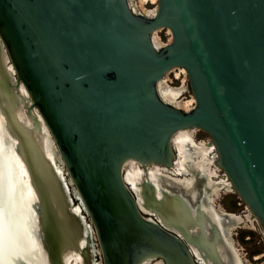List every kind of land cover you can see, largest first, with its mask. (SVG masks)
<instances>
[{
    "label": "water",
    "instance_id": "water-1",
    "mask_svg": "<svg viewBox=\"0 0 264 264\" xmlns=\"http://www.w3.org/2000/svg\"><path fill=\"white\" fill-rule=\"evenodd\" d=\"M160 29L171 30L170 43L156 44ZM180 67L196 99L188 111L167 103L159 89ZM0 112L37 193L51 264H78L74 256L67 263L70 248L81 264H97L98 254L101 264H141L151 256L197 264L186 236L143 215L123 175L129 160L173 167V135L185 128L209 133L217 165L264 230V0H158L153 16L131 0H0ZM5 181L0 160L2 193ZM5 195L0 264H15L18 227ZM186 222L189 233H202L196 242L211 262L237 264L211 220L200 227L189 212ZM53 232L61 246L52 245Z\"/></svg>",
    "mask_w": 264,
    "mask_h": 264
},
{
    "label": "bare ground",
    "instance_id": "bare-ground-1",
    "mask_svg": "<svg viewBox=\"0 0 264 264\" xmlns=\"http://www.w3.org/2000/svg\"><path fill=\"white\" fill-rule=\"evenodd\" d=\"M141 1H142L141 5L144 7L143 0H141ZM157 31L158 30H156L153 33L154 41L156 42L157 45H162V43H159L155 39V33ZM169 33H171V35H172V32L170 29H169ZM172 39H173V37L171 38L170 42L172 41ZM173 69L174 68H172L171 70H173ZM177 69H180L181 72L184 73V77H185L184 81L187 82L188 74H187L186 69L183 67H180V68H176L175 70H177ZM165 76L162 79H160V81H159V89H160V93H161L162 98L167 103L172 104L174 106H177L178 108H181V109H184L187 111L192 109L194 107L195 102H196L194 95H193L192 99H188V100L180 99L179 103H176L175 99L180 94V91H177L176 89H174L173 91H168V92L164 91L161 83H162L163 79L165 78ZM176 77H179V79H180L181 78L180 73H178L176 75ZM15 101H17V100L15 99ZM172 102H174L175 104H173ZM26 121H28L27 118H26ZM30 121H29V123L32 125L33 122L32 121L30 122ZM193 128H198V127L185 128V129L178 130L173 135L172 140H173L174 146L176 145V139H177L178 135L184 134L185 132L190 131ZM204 144H206V142ZM17 147H18V141L14 140L11 137V135L9 134V131L6 127L5 117H4L3 113L0 112V160H2L3 165H4V175H5V180H6L5 182L7 185V188H4L3 193L0 192V196L6 194L5 195L6 204H7V207H8V205L10 206V210H11V212L8 215L9 221L12 218V220L15 222L16 226L18 227L17 246L16 247L13 246L14 256L13 255L12 256H13V258L15 257V261H16L15 264H51L52 260L49 257V254H46V252H44V250H43L44 245L41 241V237H42L43 231L45 229L44 227H42L44 220L42 223V221H41L42 220V214H41V210H40L41 206H40L38 198L36 197L37 193L35 191V188H33V186H31V182L29 180V175L26 171L27 167H26V164L24 162V159L18 153ZM45 147H46L47 153L49 155H51V143H50V141L47 142L46 139H45ZM214 147L215 146H212V148H214ZM216 157H217V154H216ZM197 158H196V161H197ZM215 160L217 162V158ZM211 162L214 164L213 159ZM129 163H132V165H134V166L135 165L140 166L139 165L140 163L135 161V160H129L125 163L123 175L125 177L126 183L129 186H131L128 182L127 176L125 175L126 174L125 168ZM200 163H202V162H200ZM202 164H204V163H202ZM148 165H153V164H148ZM154 165L162 167V165H160V164H154ZM143 166H145V165H143ZM156 166H155V168H156ZM163 168H166V167L164 166ZM172 168H173L172 171H174V172L180 170L184 173H186V172L188 173L187 169L185 170V167H183V164L181 163V158L175 160V165ZM151 169H154V168H151ZM1 170H2V167H1ZM211 170L215 173L216 176H219V173H218L216 168L214 170L211 168L210 171ZM196 171H197V169H196ZM189 172H190V170H189ZM149 174L153 175L154 173L149 172ZM190 175L191 176L187 179H177V178H172V177L166 176L167 182L165 183V186L168 188H164L161 191H160L159 185L154 184L153 183L154 181H152L149 178L151 180L152 184H151V186H149L147 184V181H145L144 184H142V190H141V194L139 195L138 201L140 199H144L145 204L147 205L149 210L158 214L162 223L165 224V226L170 227V228L175 227L176 229H178L176 231H179V233H181L183 236H186L188 238V240L190 241L191 246L193 247L194 251L197 252L200 256H203L204 250H202V252H201L200 251L201 247L199 245L200 241H202L201 240L202 233L198 230L192 231L189 233L188 232L189 230L187 227L188 224L186 222V217H188V213L190 212L193 214L194 219L197 220L198 222H200L199 223L200 227H201V224L203 226H204V224H207L206 220H209L208 218L210 217V215L206 216V214H208V213H205L206 211H204V210H206V208H207L206 203H208V200L206 202L204 200H198L196 202L195 198L193 199L191 197L192 192L202 191L204 188L203 184L205 185V183L201 182L199 180L196 173H192ZM210 184H211V186L207 185V187H206V190H208V191H210L209 187H213L215 184H218V183H214L211 181ZM221 184L223 187H227L228 188L227 190H231L230 188H231L232 184H231V181L229 180V178L228 179L225 178V180L221 179ZM136 187L137 186H135V187L133 186L134 191H133V188H131V190L134 192L135 195H136V193H135ZM223 187H218L216 190L220 191L223 189ZM74 188H75V186H74ZM153 189L159 190L158 195H156L155 193H153V194L150 193V190H153ZM204 191H205V188H204ZM219 191H217L216 196L218 195ZM201 195H202V193H201ZM165 196H169V197H165ZM4 204H5V202H3V204L0 203V215L4 214L3 210H2L4 208ZM205 206H206V208H205ZM220 208H222V206H220ZM190 209H191V211H190ZM140 210H141V207H140ZM250 210L251 209L249 208V206H247L246 212H249ZM181 214H183V215H181ZM170 217H171V219H169ZM227 218H228L227 216H225L223 218V224L225 226L226 231L228 232L229 231V228H228L229 222H228ZM148 220H151V219L148 218ZM177 222H181L184 225H179ZM73 231H74V228H73ZM45 233L46 232H44V234ZM50 235L53 236L51 238L52 245L53 246H58V245L61 246V242H60L59 238L54 234V232L51 233ZM87 237H88V232H87ZM210 237L211 236H209V238ZM196 238H197L199 244H197ZM230 239L233 240L232 237H230ZM225 240L228 243L229 247L231 248L232 245H231L229 238H227L225 236ZM69 244H70V242H68L66 247L69 246ZM62 247H64V246H62ZM70 250H74V251L72 253L67 254V260H68L67 263L69 261H71L72 256H74V258L76 260H79L78 264H81L80 261L82 260V258L78 254V252H75L76 250L74 248H70L67 251V253ZM231 250H232L233 254L236 256L238 263L239 264H245V262H243V261H241V259H239V257L236 255V253L234 252V250L232 248H231ZM207 257L209 258L208 253H207ZM207 257L205 256V260L203 259L205 264H215V263L210 261L211 258L208 259ZM151 258L153 259L152 256L148 257L147 259L143 260L141 264H145V263L149 264L150 263L149 261L152 260ZM154 259H157V258H154ZM75 262H77V261H75ZM70 264H74L73 260L71 261Z\"/></svg>",
    "mask_w": 264,
    "mask_h": 264
},
{
    "label": "flooded vegetation",
    "instance_id": "flooded-vegetation-1",
    "mask_svg": "<svg viewBox=\"0 0 264 264\" xmlns=\"http://www.w3.org/2000/svg\"><path fill=\"white\" fill-rule=\"evenodd\" d=\"M182 87L176 88V87L170 86L168 88L164 84L163 90L168 92V91H173L174 89H176V90L178 89L180 91V94L175 99V102L179 103L180 99H182V96L184 95V94H182L184 92V86H182ZM185 91H186V88H185ZM172 103L175 104L174 102H172ZM198 129L200 130V128H193L190 131L185 132L184 134L178 135L177 139H176V145L174 146V144H173V148H174V152H175L173 167L175 165V160L181 158V163L183 164V167H185V170L187 169L188 173L187 172L184 173L180 170L174 172V171H172V169H173L172 167L171 168H167V167L163 168L164 166L161 167V166H156L154 164H153L154 166L153 165L143 166L141 164H139L140 166H138V165L134 166V165H132V163H129L126 166L128 168L127 169L125 168V173H126L125 175L128 178L129 184L132 186V187L130 186L131 188H133V186L134 187L137 186L135 188V193H136V196L138 199L139 195L141 194L142 184H144L145 181H147V184L149 186H151V184H152L151 180L154 181L153 183L159 185V188L161 191L164 188H168L165 186V183L167 182L166 176H169L172 178H177V179H187L191 176L190 174L196 173L199 180L201 182L205 183V185L203 184L205 191L203 188V190L200 192H192L191 197L193 199L195 198L196 202L198 200H204L205 202L208 200L209 204L206 203L207 208L205 206L206 210H204V211H206V213H208V215H210L209 220H211V222H208V226L210 228H212L213 231H214V227H216L215 228L216 231H218V232L220 231V234H222L224 236V238H225V236L227 238H229L231 245H232L231 248L234 250V252L239 257V259H241V261L244 262L243 257H241L240 252H238L239 250H238V247H237L234 239L232 238L233 240H231L230 237L232 235L235 236L237 234L235 232L236 227L240 228L241 223H247V222L239 223L240 220L243 221V218H241V217L246 218L248 220V222H250L252 224L259 225V227L261 224L259 223V221L257 220V218L255 217L254 213L251 210L249 212H246L247 209L245 208V206L239 204V202H240L239 197H238V201L236 200L234 202V205H232L239 210L238 212L237 211H229L222 203L221 204L224 206V207L222 206V208H220V206H218V205H215V197L219 196L222 191H224L223 193H227L226 191L228 188L222 186L221 179L225 180V178L228 179V177H227L226 173L217 165V162L215 160L217 158L216 157V149H215V147L212 148V146H214V145L211 143V138L209 140L197 141L196 134H197ZM205 142H206V144H204ZM196 158H197V161H196ZM212 159L214 160V164L211 162ZM200 162H202L204 164H202ZM155 166H156V168H155ZM151 168H154V169H151ZM211 168L213 170L216 168L218 173H219V176H216L212 170L210 171ZM196 169H197V171H196ZM189 170H190V172H189ZM164 171H167L168 173H165ZM149 172L154 173L153 175L151 174L153 177L149 174ZM211 181L214 183H218V184H215L213 187H209L210 191H208V190H206V187H207V185L211 186V184H210ZM218 187H223V189L220 191L216 190ZM133 191H134V188H133ZM217 191H219V193L216 196ZM158 192H159L158 189L157 190H154V189L150 190V193H152V194L155 193L156 195H158ZM228 192L234 193L232 186H231V191H228ZM201 193H202V195H201ZM223 193L220 195V197L218 199H220L222 197ZM139 203H140L139 206L141 207V211L146 218L148 217L151 220L156 221V222L161 224L162 221H161L160 217L158 216V214L149 210V208L145 204L144 199H140ZM243 206H244V208H242ZM240 214H242L243 216L242 215L240 216ZM225 216L228 217L227 219L229 222V224H228L229 225V227H228L229 233L226 231L225 226L223 224V218ZM235 219L238 222V224H236ZM216 235H217L216 233H210L209 236H211V238H218V235L217 236ZM247 239H250V237H248ZM183 240L186 242V240L184 238H183ZM188 247H189V249H190V251L194 257L195 262L197 264H205L202 256H200L197 252H194L192 250L191 246L188 245ZM235 258H236V256H235ZM259 258H260V256L255 257V259H259ZM149 262H150L149 264H167L164 260H162V258L152 259ZM236 263L239 264L237 258H236Z\"/></svg>",
    "mask_w": 264,
    "mask_h": 264
},
{
    "label": "rangeland",
    "instance_id": "rangeland-1",
    "mask_svg": "<svg viewBox=\"0 0 264 264\" xmlns=\"http://www.w3.org/2000/svg\"><path fill=\"white\" fill-rule=\"evenodd\" d=\"M132 2L134 4H137L140 7V9L143 11H147L150 7L148 5L145 6L144 3H143V5L145 7H143L141 5V3H142L141 0H132ZM171 38H172V35H171V33H169V29H160L155 33V39L159 43H162V44L170 43ZM175 69L176 68H174L173 70L168 72V74L165 76V78L163 79V81L161 83L162 87L164 86V84L168 88L170 86L176 87V88L184 86V92H183L184 95L182 96V99H185V100L192 99L193 93H192V90H191V87L189 84V80L187 79V82H185L184 81L185 77L183 75L181 76L180 79H176V75L178 73H180V69H177V70H175ZM185 88H186V91H185ZM177 91H179V90L177 89ZM194 106H195V104H194ZM210 138L211 137L207 131H205L203 129L197 130V134H196L197 141L209 140ZM51 151L53 153L55 163L58 164L57 165L58 168L61 171H63L62 173H63V176L66 180L67 186L69 188V192H70L71 196L73 197L74 206H75L76 210L81 215H83V217L87 223H90L89 216L86 213V211L84 210L82 201L80 199H78L76 196L77 194H76V190L74 189V184H73L69 174L67 173V170L65 169L64 164L60 158V155H59L58 151L56 150V147L53 143H51ZM127 168L128 167H126V169ZM164 172L168 173L167 171H164ZM228 191H231V190H227L226 191L227 193H223L224 191H222L220 193V195L222 193H223V195L220 199H218L220 197V195L215 197V205H218V206L224 205L229 211H237L238 212L239 210L232 205H234V202L236 200L238 201L239 196L235 192L232 193V192H228ZM242 208H244V206ZM241 215L242 214H240V216ZM241 218H243V221L240 220L239 223H241V222H247V223H241L240 228H237V227L235 228L236 231L235 230L234 231L237 233L235 236L231 234L232 235L231 237L234 239V241L238 247V250L240 252L241 257H243L244 262L246 264H264V230H263L261 225L259 227V225L252 224V223L248 222V220L246 218H244V217H241ZM235 221H236V219H235ZM236 224H238L237 221H236ZM94 236H95V233H93V237ZM248 237H250V239H247ZM97 249H98V247H97ZM258 256H260V258L255 259V257H258ZM96 263L101 264V258H100L99 254L96 256Z\"/></svg>",
    "mask_w": 264,
    "mask_h": 264
},
{
    "label": "built area",
    "instance_id": "built-area-1",
    "mask_svg": "<svg viewBox=\"0 0 264 264\" xmlns=\"http://www.w3.org/2000/svg\"><path fill=\"white\" fill-rule=\"evenodd\" d=\"M143 3H144L145 6L146 5L150 6L147 11L141 10L140 7L137 4H134L132 2V0H131V6H132V8H134L137 12L143 13V14L148 15V16H153L156 13V10H157L158 0H143ZM182 75L184 76V73L181 72V70H180V76H182ZM176 79H179V77H176ZM239 204L240 205H244L245 208L247 209V205L245 204V202L241 198H240Z\"/></svg>",
    "mask_w": 264,
    "mask_h": 264
}]
</instances>
